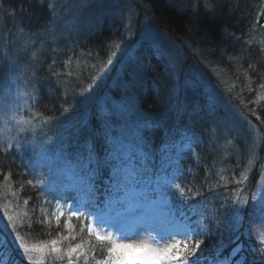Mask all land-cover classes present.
Returning <instances> with one entry per match:
<instances>
[{
  "label": "trees",
  "instance_id": "16d2710c",
  "mask_svg": "<svg viewBox=\"0 0 264 264\" xmlns=\"http://www.w3.org/2000/svg\"><path fill=\"white\" fill-rule=\"evenodd\" d=\"M138 9L170 39L200 47L221 70L231 75L239 70L250 82V98L264 90V54L257 45L262 37L257 40L256 32L264 24V0H140ZM52 18L48 0H0V24L9 42L47 29ZM122 38L120 26L105 22L86 45L91 53L107 57ZM4 60L0 49V64ZM124 72L128 83L124 92L130 97L124 109H131V115L124 120L112 116L109 122L116 130L114 134L120 128L132 133L137 124L148 123L150 126L141 131L149 141L154 156L150 163L155 170L159 171L162 162L168 173L177 165L183 169L178 183L184 197L176 194L172 200L177 219L182 212L193 227L200 221L207 225V235L193 237V241H204L196 252L201 264H215L217 260L235 264L241 256L245 264H264V220L260 204L253 198L264 173V138L252 147L248 132L224 107L210 102L199 79L189 73L178 81L167 57L159 55L146 40H140ZM34 94L32 107L38 118L59 121L51 135L60 138L58 148L72 157L86 153L89 145L82 137H88L103 156L102 120L108 116L98 113L100 98L89 102L88 123L92 124L81 134L74 131L77 121L70 112L63 114L69 111L65 109L67 101L75 100L71 102L78 107L75 110L83 109L78 96H63L52 80L39 85ZM105 103L110 104V100ZM260 117L264 118V110ZM253 123L264 136V124ZM184 142L191 143L190 150L182 147ZM35 146L8 148L0 140V217L7 210L17 223L12 233L0 223V264H69L68 249L77 244L81 247L73 253L72 264H97L107 253L102 254L95 236L88 234V225L94 221L88 215L91 209L82 207L87 215L70 221V211L66 210L57 221V202L64 198L68 207L73 204L70 197L77 194L67 187L61 191L46 185L45 176L49 178L53 170L47 160L38 165ZM239 198H245L247 204L237 231L228 217ZM17 234L32 249L30 252L25 253ZM53 240L57 241L58 253L51 250ZM237 244H242L243 250L233 256ZM36 248H47V255L40 258Z\"/></svg>",
  "mask_w": 264,
  "mask_h": 264
},
{
  "label": "rangeland",
  "instance_id": "374dc122",
  "mask_svg": "<svg viewBox=\"0 0 264 264\" xmlns=\"http://www.w3.org/2000/svg\"><path fill=\"white\" fill-rule=\"evenodd\" d=\"M48 2L54 22L42 34H28L9 42L0 24V49L5 57L4 62L0 64V129H5L6 125V129L0 133L3 145L8 147L11 143L13 146L8 148H17L15 146L17 142L21 147L26 148H34L36 145L35 148L38 150L35 154L38 165L41 162V166L46 162L42 156V147L47 145L58 148L60 138L51 135L53 129L59 125V121L44 122L38 118L32 107L35 90L49 80L59 85L63 96H78L81 99L78 101L80 108L83 104V109L75 110L78 107L71 103L76 102L73 100L66 102L68 107L64 108L69 111L63 112V114L70 112L73 121H77L74 123L78 126L74 129L75 132L78 130L81 134L84 131L88 132L89 125L92 124L88 123L89 102L93 98L101 100L102 106L98 113L108 116L106 119L104 117L102 122L111 121L112 116L122 120L129 117L131 112H122L124 106L128 108L125 103L130 100L129 95L124 92L125 87L128 86L127 81H124V68L134 55L140 40L150 42L157 53L158 50L164 53L178 81L186 74H194L203 84L210 102L224 107L231 119L248 132L252 138V147H257L264 138L253 123L258 121L264 124V118L260 117L261 111L264 110V90H259L257 94L255 93V98H250L247 95L250 93L248 92L250 82L247 81L246 76L243 77L239 70L235 71L236 75L221 70L200 47L192 45L190 41L179 43L155 29L149 17L141 15L138 9L140 0H48ZM105 22L108 26H120L123 38L122 43L107 54L109 56L101 57L90 52L86 41ZM256 32L257 40L262 37L257 45L264 54V24L258 27ZM20 93H28V95L21 96ZM109 100L110 104H106L105 102ZM79 112L80 114L76 115ZM13 116L16 119H13ZM21 118L29 120L34 131L19 133L20 125L16 124V120ZM82 138L87 145L91 144L88 137ZM37 141L42 144L36 143ZM48 141L52 144L49 145ZM189 144L191 143L184 142L182 147L189 149L187 147ZM48 165L53 172L49 178L48 175L45 176L46 185L61 191L67 190L68 177L49 162ZM261 196H264V173L253 194L258 204ZM55 208L58 215L61 211L69 210L64 198L57 202ZM81 211L85 216L87 215L86 210L81 208ZM0 223L2 226L7 223L4 213L0 217ZM91 224L95 226V221ZM144 227L149 231L120 242L134 245L145 242L152 247L170 242L161 238L160 229L156 225H144ZM153 227H156V231H151ZM5 229L12 233L10 226ZM105 229L117 235L107 224ZM261 238L264 239V233H261ZM176 239L181 240L183 244L182 236H177ZM2 241L0 238V243ZM45 250L48 249L36 248V253L43 258L47 255ZM141 254L140 251L133 253V255Z\"/></svg>",
  "mask_w": 264,
  "mask_h": 264
},
{
  "label": "snow or ice",
  "instance_id": "6c2138e0",
  "mask_svg": "<svg viewBox=\"0 0 264 264\" xmlns=\"http://www.w3.org/2000/svg\"><path fill=\"white\" fill-rule=\"evenodd\" d=\"M158 54L164 53L158 50ZM20 95L26 96L28 93H20ZM122 112L130 113L131 109H122ZM13 119L16 117L13 116ZM16 124L20 125L19 133L34 131L29 120L17 119ZM25 125L28 127H24ZM149 126L148 123H140L132 133L120 128L118 133L114 134L116 130L112 124L105 121L102 133L104 138L102 157L97 152L95 144H90L86 153L77 154L74 158L62 147L46 145L41 149L43 158L68 177L67 187L77 194L75 197H70L73 204L69 206V221L72 217L79 219L85 216L81 211L82 207L91 209L88 215L95 221V226L88 225V234L95 236L101 253L105 251L107 253L106 258L99 260L97 264H201L196 252L204 241L202 239L193 241V237L207 235V225L200 221L193 227L188 222L190 218L182 212L177 219V210L174 208L172 197L176 194L184 197V189L178 183L183 169L177 165L172 173H168L167 165L162 162L159 171L155 170L154 165L150 163L154 156L149 141L141 131ZM5 129H0V133ZM48 144L51 145L52 142L48 141ZM12 146L11 143L8 144V147ZM15 146L21 147L19 142ZM187 147L190 150L191 144ZM246 204L245 198H239L228 217L230 226L237 231ZM260 210L264 220V196H261ZM4 215L7 217V223L3 228L10 226L15 232L16 218L9 215L7 210ZM62 216H64L63 211L56 217L58 222ZM106 224L109 229L115 230L117 235L105 229ZM144 225H156L160 229L161 238L170 242L158 247H152L145 242L135 245L120 242L149 231ZM151 231H156V227ZM177 236L183 237L182 248V241L176 239ZM16 239L20 241L25 253L32 250L23 242L22 236L17 234ZM56 244L57 241L53 240L51 250L58 253L60 249L55 247ZM80 247L81 245L77 244L76 247L68 249L69 264H72L73 253ZM242 250L243 245L237 244L232 250V255ZM137 251L142 254L133 255ZM215 264H225V262L217 260ZM235 264H245V257L241 256Z\"/></svg>",
  "mask_w": 264,
  "mask_h": 264
},
{
  "label": "bare ground",
  "instance_id": "6f19581e",
  "mask_svg": "<svg viewBox=\"0 0 264 264\" xmlns=\"http://www.w3.org/2000/svg\"><path fill=\"white\" fill-rule=\"evenodd\" d=\"M53 22H54V18L51 19V25H50L48 28H50V27L52 26ZM48 28H47V29H48ZM45 30H46V29H43V30L38 31V32H35L33 35L42 34V32H44Z\"/></svg>",
  "mask_w": 264,
  "mask_h": 264
}]
</instances>
